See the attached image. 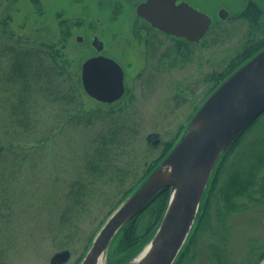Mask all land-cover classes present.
<instances>
[{
	"label": "rangeland",
	"instance_id": "374dc122",
	"mask_svg": "<svg viewBox=\"0 0 264 264\" xmlns=\"http://www.w3.org/2000/svg\"><path fill=\"white\" fill-rule=\"evenodd\" d=\"M140 1L0 0V78L10 64L4 49L10 41L2 32V23L7 22L6 30L13 40L54 45L59 50L66 67L60 85H76L79 79L78 103L65 106L39 98L34 115L37 131L15 135L8 129V139L0 140L4 149L0 190L9 192L0 195V264H50L51 257L63 250L70 253L64 264H76L129 184L140 179L146 167L159 158L165 143L182 135L209 88L203 83L204 76L220 71L240 47L238 42L245 33L242 26L235 27L242 29L236 38L230 30L224 34L214 30L199 44L184 48L182 42L179 48V42L162 37L137 19L135 7ZM189 1L212 16L219 7L233 16L246 0ZM215 25L229 29L235 24L218 20ZM95 37L103 43L100 54L117 62L124 73V95L109 104L87 96L80 82L82 63L99 54L92 45ZM0 111L1 131L4 116ZM261 128L245 139L234 166L254 150V140L263 138ZM110 130H116L110 146L112 163L135 175L128 176L124 187L118 175L110 176L107 171L92 180L82 170L94 142H99V134ZM150 135L154 136L148 138ZM260 149L264 152V146ZM78 177L92 188L77 217L70 215L73 224L60 232V215L70 207L63 198L65 186ZM247 206L225 219L223 232L213 202L209 211L213 234H199L185 264H219L218 259L222 264H256L264 253V202ZM59 242H66V247H58Z\"/></svg>",
	"mask_w": 264,
	"mask_h": 264
},
{
	"label": "water",
	"instance_id": "95a60500",
	"mask_svg": "<svg viewBox=\"0 0 264 264\" xmlns=\"http://www.w3.org/2000/svg\"><path fill=\"white\" fill-rule=\"evenodd\" d=\"M175 1L146 0L137 6L136 12L165 33L198 42L209 29L210 19ZM92 45L99 54L81 65L83 91L98 102L118 101L125 92L123 70L113 59L100 54L103 43L97 37ZM263 112L264 49L235 70L202 102L168 155L105 219L78 264H95V256L102 250L106 264L115 235L163 188L169 189V198L160 224L150 241L125 264H134L140 258L144 260L142 264H173L193 229L222 154ZM167 166V175L161 176ZM69 258L68 250L59 251L51 257L50 264H64ZM259 264H264V258Z\"/></svg>",
	"mask_w": 264,
	"mask_h": 264
},
{
	"label": "trees",
	"instance_id": "16d2710c",
	"mask_svg": "<svg viewBox=\"0 0 264 264\" xmlns=\"http://www.w3.org/2000/svg\"><path fill=\"white\" fill-rule=\"evenodd\" d=\"M2 27V32L7 40L10 41L4 46L5 53L9 56L10 64L8 70L2 73L0 78V109H2L1 114L4 116V121L1 122L0 140L8 139L6 134L8 129H12L15 135L22 133L31 135L37 131L38 121L34 118V115L36 100L39 98L56 101L57 104L65 106L78 103L79 98V89L76 86L79 84V79L75 81L76 85L67 87L60 85L66 67L61 61L59 50L55 49L54 45L21 43L20 40H13L14 36L6 30L7 22H3ZM262 47L256 50H246L243 54L240 53V55L231 59L220 71L205 75L203 83L208 85L209 88L202 102L235 70L260 52L264 48ZM258 128L262 129L263 138L254 140L253 143H256L254 150L249 151L244 156L240 165L234 166L232 162L237 158V152L243 142ZM115 133L116 130H110L108 133L102 132L99 134V142H94L95 148L82 170L84 169V173H87L92 180L104 176L107 171L110 176L118 175V181L124 187L128 176L134 177L135 175L131 174V171L126 167L124 169L116 168L117 166L112 163L110 146L113 144ZM259 134L260 132L257 135ZM179 137L180 134L169 143H165L159 158L146 167L140 179L129 184L128 189L124 191L122 198L109 212V215L155 169ZM263 140L264 112L222 154L206 188L192 232L173 264H185L191 251L195 248L200 233L209 232L213 234L209 213L213 202L216 207L219 229L223 232H226L225 219L228 216L245 210V208H248V203L261 204L264 202V152L260 149L261 145L262 147L264 146V143L262 144ZM2 152H4V149L2 143H0V157ZM234 154H236V157L227 163ZM81 178L78 177L65 186L66 191L63 198L70 207L64 209L60 215L58 225L60 232L73 224L71 223L72 217L70 215L74 213V217H77L78 211L82 208L84 198L88 196L87 191L92 188L90 184L82 183ZM8 193L6 188L0 190L1 196H7ZM257 194H259V198L256 197ZM168 198L169 189L163 188L138 215L123 225L111 242L106 264H125L140 252L155 234L165 211ZM242 200L247 203H239ZM74 209H76V213ZM105 219L99 224L96 232ZM96 232L91 236L85 251ZM222 236L223 234L220 235V241L224 245L225 239ZM56 244H58V247L64 248L67 243L59 242ZM263 258L264 253L256 264ZM81 259L82 257L76 264ZM218 261L219 264H222L219 259Z\"/></svg>",
	"mask_w": 264,
	"mask_h": 264
},
{
	"label": "flooded vegetation",
	"instance_id": "af4514ba",
	"mask_svg": "<svg viewBox=\"0 0 264 264\" xmlns=\"http://www.w3.org/2000/svg\"><path fill=\"white\" fill-rule=\"evenodd\" d=\"M144 1L146 0H141L135 7V15L137 19L144 21V23H146V25L148 26L147 27L148 29H151L159 33V35H161L162 37L173 39L174 41L179 42L180 43L179 48L182 42L184 44L182 45L184 48L187 44H190V43L199 44L205 37H207L210 34L211 31H214V30H216L217 33L221 32L222 34H224L225 31L228 32V30H230L231 32H233L232 36L236 38L242 32L241 28H235L238 26H242L243 28H245V33L244 35H242V39L239 40L238 42L240 43V47L239 49L236 50L233 58L236 57L237 55H240V53L243 54L244 51L246 50L250 51L251 49L256 50L257 48H260L261 46L264 47V0H246L241 11H239V13L233 16H230L228 11L224 7L215 8V11L213 13L214 16H212L208 13L199 11L196 7H194L196 2H191L189 0H176L175 1L176 4H180V3L187 4L194 10L205 14L210 19L209 29L206 31L204 36L198 42H192L186 39L185 37L168 34V33H165L153 27L147 20L140 17L136 12L137 6ZM222 11L224 13H221ZM218 20L223 21V22L228 21L229 24L230 23L235 24L234 26L230 27V28H235V29H230V28L227 29V28L221 27L220 25H215ZM214 26H215V29H214ZM147 32L148 34L150 33L149 31ZM149 37L150 35H148L145 38V43L149 42ZM153 37L156 38V35H154Z\"/></svg>",
	"mask_w": 264,
	"mask_h": 264
},
{
	"label": "bare ground",
	"instance_id": "6f19581e",
	"mask_svg": "<svg viewBox=\"0 0 264 264\" xmlns=\"http://www.w3.org/2000/svg\"><path fill=\"white\" fill-rule=\"evenodd\" d=\"M167 167H168V168H167ZM167 167H165L164 170L160 173L161 176L167 175V173H168V169H169V166H167ZM200 176L202 177L203 174H201ZM102 252H103V250L97 252V254H96V256H95V257H96L95 264H104V261H103L104 256H103ZM143 261H144V260H143L142 258H140V259L136 260V261L134 262V264H142Z\"/></svg>",
	"mask_w": 264,
	"mask_h": 264
}]
</instances>
